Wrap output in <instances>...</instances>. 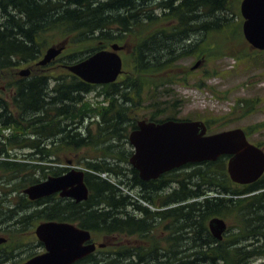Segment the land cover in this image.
Here are the masks:
<instances>
[{
  "label": "trees",
  "instance_id": "obj_1",
  "mask_svg": "<svg viewBox=\"0 0 264 264\" xmlns=\"http://www.w3.org/2000/svg\"><path fill=\"white\" fill-rule=\"evenodd\" d=\"M240 2L241 0H0V69L8 70L14 59H38L44 47L50 43V38H54L53 43L58 37L68 40L67 45L72 51L64 56L65 63L80 60L95 48L107 47L113 42L131 46L128 55L131 56L133 67L118 82L91 84L66 69L54 75L48 71L51 64L46 69L35 66L33 77L29 81L33 112L38 115L33 119L34 126L48 124V135L57 139L53 141L49 152L57 154L60 150L66 153L91 148L96 152L94 158L97 161H90L89 165L100 173L112 172L107 162L99 158L108 155L109 142L116 139L127 140L131 129L137 127V121L141 118L156 121L178 118L177 110L171 108L183 100L170 85L177 84L180 75L194 74L191 67L184 68L182 65L178 71L177 65L184 56L196 55L213 61L221 55V47L236 42L237 46L231 49L234 51L246 43L244 36L238 35L241 32L235 29L239 21L235 14ZM238 26L240 27V23ZM201 30L208 37H202L197 42L187 41L191 34ZM222 32L230 33L231 40L227 39L223 43L214 40V36ZM48 33L52 35L48 36ZM247 56L252 58L255 55ZM182 67L184 71L181 70ZM217 72L213 69L211 75ZM52 78L54 83L51 86ZM183 79L185 81V76ZM21 84L23 90L27 82L24 80ZM195 84L207 86L205 80ZM97 88L100 90L95 99L89 98L88 94ZM169 95H173V98H164ZM21 100H25L23 96ZM237 103L238 107L228 113L230 124L247 116L251 112L249 107L256 100L254 102L241 98ZM239 106L244 108L241 112ZM167 110L171 114L164 117ZM45 114L49 116L46 118ZM206 121L210 128V119L207 118ZM260 126L249 125L247 130L251 134ZM55 143H59L57 148ZM34 144L40 146V142ZM110 145L111 148L114 147V141ZM87 156L89 155L86 153L81 155V160ZM38 160L41 163L33 166L40 168L46 160L53 161L46 156H41ZM5 164L15 165L3 168L2 175L9 179L16 178L19 182L36 183L50 174L39 168L27 179L21 164ZM60 173L61 169L56 172ZM180 173L181 171H177L175 175L168 174L160 181L146 182L139 177L135 179L137 184L145 187L147 199L158 196L157 199L161 201L171 198L173 200L168 202L179 203L171 210L157 212L139 206L144 210L146 218L142 219L147 224L134 217L129 218V221L138 219L133 223L125 221L123 213H127L130 196L95 173H89L87 177L91 199H94L93 205H87L91 199L81 203L80 213L78 211L76 214L72 203L60 205V202H55L47 209L35 212L38 219L78 221L80 226L96 233L122 235L127 231L131 234L140 232L144 238L153 231L157 219L166 220L170 212L175 216L177 251L173 257L159 244L152 249L132 246L125 249L119 247L109 252L106 247L74 264H249L257 258H264V239L258 243L256 251H249L246 245L240 246L238 241L239 236L241 243L249 240L247 235L264 238V190L243 196L263 188L264 177L249 185L233 182L227 171L225 157L203 162L187 174ZM173 176L179 183L171 194L166 195L161 190L174 180ZM153 185H156L155 189L160 194L155 195ZM36 214L29 219L37 221L34 219ZM215 216L226 218L232 228L222 240L212 235L207 223L208 219ZM237 226L239 228H233ZM186 230H189L188 234ZM186 243L195 248L192 253H185L182 247ZM7 254L5 251L1 256Z\"/></svg>",
  "mask_w": 264,
  "mask_h": 264
},
{
  "label": "water",
  "instance_id": "obj_2",
  "mask_svg": "<svg viewBox=\"0 0 264 264\" xmlns=\"http://www.w3.org/2000/svg\"><path fill=\"white\" fill-rule=\"evenodd\" d=\"M241 12L245 18L243 32L245 38L255 48L264 49V0H243ZM65 43L47 49L39 64H47L65 48ZM118 43L112 49L99 50L87 58L68 64L66 67L83 80L90 83H110L123 72V59ZM198 61L194 67H198ZM208 128L202 120H166L164 122L139 121V128L130 134V142L135 147L131 163L141 171L145 179L158 177L167 170L189 162L217 160L224 154L232 155L228 171L233 181L252 183L264 173V151L251 143L243 128H233L207 134ZM84 171L72 169L61 176H51L47 180L33 184L26 189L31 198H39L72 186L80 195L79 200L88 197L84 181ZM69 195H73L71 192ZM211 228L221 237L226 228L224 219L215 217ZM37 235L47 247L24 264H73L92 253L97 245L89 230L69 222L49 221L41 223ZM6 238L1 237L0 243ZM104 246V244H100Z\"/></svg>",
  "mask_w": 264,
  "mask_h": 264
},
{
  "label": "rangeland",
  "instance_id": "obj_3",
  "mask_svg": "<svg viewBox=\"0 0 264 264\" xmlns=\"http://www.w3.org/2000/svg\"><path fill=\"white\" fill-rule=\"evenodd\" d=\"M235 16L237 17L236 20H239L235 29H238V31L241 32L238 34L240 37H241V34L244 36L243 34L244 18L241 15L240 4H239V8ZM239 23H240V27L238 26ZM51 35L52 34L48 33V36H51ZM202 37H208L207 33L203 30L191 34V36L187 38L188 39L187 41L197 42ZM227 39L231 40L230 33L226 34L225 32H222L214 36V40L220 41L221 43L225 42ZM56 40L57 41L55 42V44L61 42V39H59V37L56 38ZM53 42H54V38H50V43L44 47L42 56L46 53L48 47L51 46ZM235 43L236 42H234L231 45H225L223 48L221 47V52H220L221 55H219L217 59L213 61L212 60L208 61L207 59H204V57H201V56L198 57L196 55L195 56L194 55L184 56L183 59L179 61L178 63L179 65H177L178 71H180V65L184 66L185 68V67H192L199 60H203L204 62L202 63V65L200 66L198 70H194V74L192 76L191 74L183 75V76L180 75L179 82H177V84L170 85L172 89L175 90V94L178 97H180L181 100H183L182 102H179L177 106L171 108V109L177 110V116L182 117V118H191L194 120L195 119L206 120L207 118H209L210 119V131H221L224 129H229V128H233L237 126H241V127H247L249 125L254 126L258 123L260 125H264V52L255 50L247 42L243 43L241 47L238 46L236 50L231 51L232 47L237 46ZM97 46L98 45H96V47ZM102 48H110V44L107 47L105 46L101 48L97 47L92 52H95ZM131 49H132L131 46L129 47L126 46L124 51L121 52L122 56L124 57V69L126 73L131 71L133 67L131 56H129L130 55L129 52ZM71 51L72 50L67 46L66 50L60 57L65 56ZM247 54H252L255 56H253L252 58H248ZM60 57L56 59L55 61H53V63L48 67L50 68V70H48L49 73L51 72V74L57 75L62 72V68L59 67ZM184 68L182 67L181 70L184 71ZM213 69L218 71L217 74L211 75L213 72ZM125 75H123L120 79H123ZM184 76L186 78L185 81L183 79ZM201 80H205L207 83V86L206 85L197 86L195 84V83L200 82ZM53 83L54 82L51 80V85ZM184 83H188V84H184ZM211 87L215 88L216 90H212ZM99 90H100L99 88L93 90L92 92L88 94V97L95 99V97L97 96V92ZM214 91H217L218 93H214ZM100 98L102 99V96H100ZM164 98L165 99L173 98V95L165 96ZM241 98L251 99L254 102L256 100V103H254L253 106L249 107V109H251V112L248 113L247 116L239 118L235 123L230 124L228 122V119H229L228 113H230L232 110L234 111L235 107H238L237 100ZM103 99L102 101H105ZM103 104H106V102H103ZM241 106H239L240 107L239 112H241V110L244 109ZM170 114L171 112L167 110L163 116L167 117ZM251 139L255 142L264 143V126L261 127V130H258L257 132L252 131ZM112 141H114L113 148H111V145H110ZM112 141L108 143L109 144L108 146H110V148L108 149V155H103V157L108 158V161L112 162L113 160L120 158L122 155H127L129 151L128 149L130 150L133 149L132 145L129 143V140L116 139ZM120 150H123V152ZM126 150H127V153H126ZM84 151L86 154L89 155L88 157L93 158L94 156H96V152L94 150H92L89 153H87L88 150H81V151H78L77 153L76 152H66V153L63 152L61 155L57 156L58 159L56 162L68 164L67 160L72 159L71 157L75 156L76 159H73L72 161L73 165H79L80 163L84 164L81 161H79L80 157L78 155L79 153H81V155L85 154ZM33 165L34 164L32 165L21 164V168H23V173L27 176V179H29L30 177L29 175L31 173H33L34 171L40 168L39 166L35 167ZM193 168H196V167H193ZM193 168L183 170L181 171L180 174L182 173L187 174L191 172ZM3 171H4L3 169H0V175L4 173ZM173 179L174 180L171 185V191H173L179 183L178 180L174 178V176H173ZM3 182H7V181L3 179ZM18 183L20 186H18V189H17ZM27 184H29V182L27 181L19 182L18 179L15 178L14 183L11 185V189H10L13 192L11 196L14 197L18 193H20L19 196H21L22 188L23 186L26 188L25 185ZM3 190L9 193V190L7 189L6 190L3 189ZM169 190L170 189L167 188L166 191H169ZM168 193L169 192H167L166 195ZM3 197L7 198L8 196L4 194ZM136 215L139 216L137 212H136ZM170 220L171 219L168 218L164 222L159 221L158 223L159 225L155 229L154 233L156 237L160 239L162 243L161 246L168 244V241L166 240V238L168 237L167 236L168 228H166V226L168 225ZM210 220L211 218L208 219L207 221L208 224ZM10 221L11 220H5V221L0 220V226L8 224V222ZM38 223L39 222H36L32 226V230H31L32 233L23 239L24 242L31 239V240H34L33 241L34 244H38L39 240L34 231ZM188 232L189 230H186V234H188ZM172 233L173 232H171V234ZM164 235L166 236L165 238H164ZM111 236H114V235H111ZM174 236H176V232ZM126 237L127 235H118L116 237L118 247H115V248L107 247L106 249L108 250V252L110 250L119 249V247H121L119 245H121L123 242L126 243ZM134 237L136 238V236ZM94 240L97 243H106L108 245V241H111L112 239L108 238V236H105V233L97 232V233H94ZM172 241H173V238H171V242ZM248 242L250 243V239L248 240ZM13 243H14V239L12 237V241L10 245ZM41 248L42 247L38 245L33 246V253L31 255H34V252H40ZM194 250L195 248H192V251ZM41 251H43V249H41ZM103 254H107V253H103ZM29 255H30L29 252L21 253L20 260H23ZM108 258H110L109 254H108ZM249 264H264V258H257L251 261Z\"/></svg>",
  "mask_w": 264,
  "mask_h": 264
},
{
  "label": "flooded vegetation",
  "instance_id": "obj_4",
  "mask_svg": "<svg viewBox=\"0 0 264 264\" xmlns=\"http://www.w3.org/2000/svg\"><path fill=\"white\" fill-rule=\"evenodd\" d=\"M26 65L27 63L25 62H15V65L11 67L9 71L0 70V160L9 161L12 158H32L38 155L48 157V148L51 145L50 142L57 140L55 136L48 135L49 130L47 125L43 126V128L40 130V133L38 132V126H34L33 119L38 115H34V105L31 101L32 92L29 81L32 76L31 73H29L27 77L26 75H22L21 73V69H23ZM24 80L27 82V85L22 90L21 83ZM22 96L25 99L24 101L21 100ZM34 142H41L40 152L37 149V145L34 146ZM256 143L264 149V144H260L258 142ZM120 151L123 152V150ZM58 153L61 155L63 152L60 150L58 151ZM71 158L72 159L68 160L73 161V159H75V156ZM128 158L130 160V157H128V155H122L120 158L113 160L109 164L110 168L118 169L121 172L122 180L124 181V183L128 185H138L139 183L137 184L135 180L137 177L146 182L155 181L154 179L146 180L141 177L140 172L134 166L129 165ZM58 165L59 164L56 163L54 165L51 164V168H48L46 166L44 167H46V172H49L51 170H58ZM161 177L156 179L160 181L163 179V177ZM13 183V181L0 182V220H11L10 222H8V224L0 226V237L4 236L8 241L9 235L11 233H14V231L22 236H17L11 246H5V243L0 245V264H23L30 258H32L35 254H39L40 252H42L41 249H43L44 251V248L41 246L42 248L40 249V252H34V255H31L33 253V246L39 245V243L34 244L33 240L31 239L25 242L23 241L26 236L32 233V222L29 220V218L32 215L36 214V210H44L45 208L47 209L55 202H60V205H64L67 202L72 203L74 212L77 214L78 211L80 213L81 203L89 201L92 195L91 189H89V197L81 201L77 198L79 197L78 195H80L78 191L75 189L72 190L73 187L69 186L65 190L62 189L59 192L53 193L51 195L43 196L37 199H31L30 196L25 192L26 188L23 186L22 195L19 196L20 193H18L16 196L12 197L11 194L13 192L10 189ZM18 186L20 185L17 184V189ZM143 188L145 189V187ZM152 188L155 193V185H153ZM3 189L9 190V193L4 191ZM70 192L73 195H69ZM4 194L8 197H3ZM93 201L94 199H91L87 205H93ZM42 215L45 214L42 213ZM169 215L171 216V220L169 221L166 228H168V238L170 242L168 246H160L165 252H168L169 255L173 257L177 251L174 236L177 223L175 220V216L171 212ZM130 217L136 218L132 215V213L127 211L124 218L125 221L127 220L128 223H133L138 220H134L133 218L134 221H129ZM140 220H142V223L144 222L143 219ZM144 224H147V221L144 222ZM158 225L159 224L156 221L154 223L153 230H155ZM34 231H36V229ZM171 232L173 233L171 234ZM225 235H227V233ZM247 236L250 237L251 244L248 242V240H245L243 243H241V236H239L238 241L240 242V246L246 245V248L249 251H256L258 249V243H260V241L264 238L261 237V239H258L257 237L255 238L252 235ZM247 236L245 235V237ZM171 238H173L172 242ZM158 241L161 242L160 240ZM132 245L138 247H145L147 245L150 249H152L153 247L158 246V242H156L155 237H153L152 240L149 241H147L146 238L142 237L138 242L132 241L131 239H129V237H126V247ZM182 248L185 249V253H191L193 247L190 245V243H186ZM5 251L8 254L1 256ZM23 252H29L30 255L23 260H20V254Z\"/></svg>",
  "mask_w": 264,
  "mask_h": 264
},
{
  "label": "bare ground",
  "instance_id": "obj_5",
  "mask_svg": "<svg viewBox=\"0 0 264 264\" xmlns=\"http://www.w3.org/2000/svg\"><path fill=\"white\" fill-rule=\"evenodd\" d=\"M139 211H140V213H143V212H144V210H143V209H140Z\"/></svg>",
  "mask_w": 264,
  "mask_h": 264
}]
</instances>
